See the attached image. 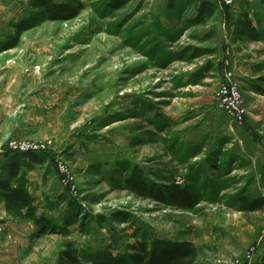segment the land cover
<instances>
[{"label": "rangeland", "instance_id": "1", "mask_svg": "<svg viewBox=\"0 0 264 264\" xmlns=\"http://www.w3.org/2000/svg\"><path fill=\"white\" fill-rule=\"evenodd\" d=\"M55 1L83 9L53 21L33 0H0V46L19 35L0 52V152L14 141L44 145L51 157L40 169L39 213L76 223L64 234L13 218L9 232L0 215V235L11 241L2 256H15L4 264H58L68 241L82 255L124 252L137 228L191 240L199 261L264 264V209L246 213L237 203L244 193L264 196V95L252 87L263 85L264 0H215L212 19L194 26L187 21L201 0H133L117 10L110 0ZM197 49L211 52L196 57ZM227 69L243 93L242 121L217 102ZM136 166L161 189L169 170L180 182L195 179L202 201L181 210L137 193L126 179ZM65 189L74 207L46 208Z\"/></svg>", "mask_w": 264, "mask_h": 264}, {"label": "trees", "instance_id": "2", "mask_svg": "<svg viewBox=\"0 0 264 264\" xmlns=\"http://www.w3.org/2000/svg\"><path fill=\"white\" fill-rule=\"evenodd\" d=\"M133 0H110L109 8L112 10L121 9ZM170 5H175V0L170 1ZM33 3L41 9L44 18L56 20H70L77 17L83 9V5L77 6L69 2H57L55 0H33ZM218 5L211 0H201L197 6L196 14L187 23L191 26L206 24L216 14ZM20 25V32L23 30ZM245 27L250 30V34L255 35L256 31L251 25V21L245 18ZM19 35L14 41L0 46V52L17 46ZM211 52L209 49H197L195 56L205 55ZM181 60V57L178 58ZM210 67H203L205 73ZM202 73V74H203ZM200 75V74H199ZM201 76V75H200ZM263 85L252 84L253 89L264 95V76L259 79ZM194 151V150H193ZM198 152V150L196 151ZM51 152L47 150H34L23 152L4 148L5 160L0 167V204L4 205L7 215L14 219L29 220L34 222L41 231H58L64 234L70 232L71 225L76 223L75 218L66 217L63 224H59L55 218L39 213L40 203L30 191V180L28 175L37 168V165H45ZM166 178L170 183L166 189L152 186L151 182L145 178L144 170L136 166L127 179L131 188L137 193L149 194L152 198L169 203L181 210H192L201 201L202 195L195 179L185 178L180 182L174 171H170ZM165 179V178H164ZM74 207V201L68 197L65 189L57 196L55 201L49 202L46 206L49 210H56L63 203ZM239 209L242 212H254L264 209V196H251L248 193L237 197ZM116 216L123 222H128L131 218L128 213L120 212ZM100 218H102L99 215ZM84 226V224H82ZM82 257L87 261L83 262ZM211 264L199 261L197 246L191 240L170 239L153 237L147 230L136 229V240L128 245L124 252H114L112 249H97L89 254L82 255V251L73 241L65 243L60 251L58 264Z\"/></svg>", "mask_w": 264, "mask_h": 264}, {"label": "built area", "instance_id": "3", "mask_svg": "<svg viewBox=\"0 0 264 264\" xmlns=\"http://www.w3.org/2000/svg\"><path fill=\"white\" fill-rule=\"evenodd\" d=\"M223 2L227 5H232L234 3V0H223ZM225 78L227 79L226 82H224L220 86L216 94L218 105L223 107L230 116L236 118L239 121H242L245 118L247 111L245 108L243 93L241 91L240 85L234 79L233 70L227 69ZM9 147L13 150H20L23 152L44 150L45 148L44 145L32 146L28 143H18L16 141L12 142ZM60 165L62 182L64 184L70 183L68 179V175H70V173L67 166L63 163H61Z\"/></svg>", "mask_w": 264, "mask_h": 264}, {"label": "crops", "instance_id": "4", "mask_svg": "<svg viewBox=\"0 0 264 264\" xmlns=\"http://www.w3.org/2000/svg\"><path fill=\"white\" fill-rule=\"evenodd\" d=\"M211 1L216 2L215 0H211ZM236 60H237V58H236ZM241 64L242 65L239 66V69H238V64L235 61L234 62V68L238 69L241 72L244 71V74L247 75L246 73H249V70H248V66L249 65H247L248 62H243ZM231 66H233V65H231ZM219 109L221 110L220 112H222V114L225 117L224 118L225 119V124H227L225 126H228L229 122H226L227 113L224 111L223 108H219ZM4 160H5V156L3 155V149H1V152H0V167H1V165H2ZM42 166L43 165H37V168L34 171H31L29 173V175H28V178L30 180V191L37 198V202L38 203H39V199L42 198V197H40L41 191L38 188V185H40L42 183V179L44 177V175H42V173L40 172V169L42 168ZM39 211H40V209H39ZM0 215H1V218L5 220V222H2V223H3L4 227H5V229H7V231L11 232V231L17 230V226L19 225L18 222H16V220H14L11 216L7 215L3 204H0ZM4 241H7L6 243H9V244L11 242L10 240H4V237L2 235H0V264H4V261H12L13 262L15 260V256H13V254L12 255L10 254L9 256H2V254H4L3 249H2V248H4L2 246V243H4ZM4 257L6 258V260H3Z\"/></svg>", "mask_w": 264, "mask_h": 264}]
</instances>
